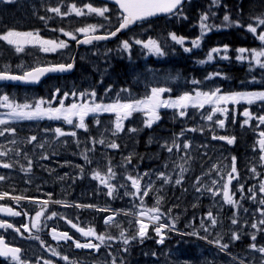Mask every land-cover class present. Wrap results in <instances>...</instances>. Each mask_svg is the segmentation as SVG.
Segmentation results:
<instances>
[{"label":"rangeland","instance_id":"374dc122","mask_svg":"<svg viewBox=\"0 0 264 264\" xmlns=\"http://www.w3.org/2000/svg\"><path fill=\"white\" fill-rule=\"evenodd\" d=\"M74 1L56 0L54 2L50 1L46 5L49 8L61 6V10L64 11ZM77 2L78 7H82L88 3H91L95 7H102L99 3H95L96 5H94L92 3L94 2L93 0H77ZM27 4V2H23L20 7L17 6L16 8H7L5 5H0V33H3L7 29L38 31L40 36L45 39L65 40L69 44V47L66 49L58 50L55 53H45L40 48L37 51L45 55L60 53V62H70L74 59L75 53L79 54V66L78 72L73 76L51 79L41 88L0 87V96L6 94L10 99L14 98L17 103L34 104L42 98L46 102L51 101L52 107H58L62 97H54L56 89L60 90L62 96L65 92L71 94L73 91L80 93L94 90L97 94L95 100L103 103H112L117 99V96L121 100L143 99L150 93L152 87L171 88V93H165L166 98L168 96L175 98L184 92L214 90L217 87L223 93L264 91L262 89H251L254 86H261L260 84L264 82V69L250 64L248 60H236L237 52L235 50L242 47L234 48L229 46L228 55L230 59L228 60L220 59L217 56L211 62L200 64V60H196L195 58L198 66L230 64L243 68L241 76L233 74L225 75L220 72L222 76L206 79L212 73H208L206 77H188L180 69L172 66L170 62H168L169 65H165L167 63L165 56L158 57L154 54H149L147 49L133 43V38L141 40L155 39L153 36H149V34L160 32L163 38L158 39V41L165 49L167 44L170 43L175 48L174 51L179 53V55L195 57L194 54L198 53L196 57L202 56V60H206L209 51L207 54L200 52L205 38L215 32L227 30L226 27L221 26V24L215 21L212 16H209L208 23L217 27L208 32L203 38L202 46L198 49L194 48L192 52H185L182 46L175 44L169 39L168 34L175 32L181 35L178 30L187 26L190 34L182 36L188 38L185 46L192 47L190 43L191 39H195L200 35L199 21L202 13L211 12L215 13V16L219 14L221 22V0H219L218 6L210 8L208 7L212 5L211 0L202 1L201 3L195 1L192 5L182 10V16H186L187 19H183L182 16L172 15L168 17L165 23L155 26L154 29L146 27L136 28L127 36L118 40V43L110 47L96 45L83 48L81 51H77L76 46L72 45V42H76V40H72L61 34L56 26L53 28L57 31L41 26L56 25L59 16H56L54 20L42 22L35 18V14H39V6L34 4L26 6ZM23 6L26 7L23 8ZM15 9L22 10L24 14L18 15L15 12L9 11ZM109 9L111 11L106 13L110 17L109 21L103 17L93 15L94 20L101 22L102 25L104 23L108 25V32L115 29L118 24L117 18L120 15L117 7L112 6ZM222 11L225 12L224 10ZM61 19L69 21L81 19L80 28L85 27L89 23L88 15L78 17L72 14ZM48 30H51L52 33ZM105 30L97 27L95 33H104ZM70 31L75 32V30ZM240 31L243 32L239 30L238 33ZM75 35L77 36V40L85 36V34L79 32H75ZM251 39L256 41L260 45V48L264 47L255 36L251 35ZM123 40H129L130 43H133L130 53L122 50L121 41ZM8 47L6 42L0 41V71L7 70L12 73H23L34 66L46 63L44 55L39 58L8 56ZM25 51L18 54H23ZM6 66L8 67L6 68ZM244 66L246 67L245 70ZM250 68L253 70L250 71ZM169 77L172 78L169 79ZM253 77H255L254 81ZM193 80L200 81L201 83L194 84ZM108 88H111V91H106ZM121 89H128L129 92L121 91ZM85 99H88V97H85ZM80 102L79 97L69 95L67 98V106L71 103ZM258 104L264 106V102L261 101H257L251 105L241 102L238 105L230 103L225 106L229 111L238 108H253L252 112L258 108H264H255ZM44 106L48 107V104L46 103ZM208 111L209 106L207 105L202 110L190 107L188 109V116L179 117L172 109H161L160 114L162 119L154 123L151 128L145 125L148 117L138 112L134 113L130 119L124 122V131L122 132H115V114L107 113L108 115L105 116L98 114V116H94V119L98 118L100 124L97 125L95 121H92L90 123V132L77 128L75 137L71 135L58 137L55 133L56 128L45 125L41 127L39 125H28L21 128V131L16 129L14 126L17 121L12 120L7 115L9 109L0 107V119L9 121L7 125H0V128L13 127L16 129L15 135L5 133L4 136H0V150H10L7 156L0 157V161L13 164L12 168L0 167V175L5 176V180L0 181V186L6 187L10 191H19L22 194H28L32 191L40 193L39 197L34 196L32 199H28V203H30L28 206L32 208L31 210H25L24 215L22 214L21 217L14 220L13 218L5 220L13 225V228H8L5 235L6 238L25 248L26 255L22 258L29 261L30 264H37V261H39V264H44L46 260L52 261L53 264H72V262H75V264H111L113 257L116 258V264H240L241 260L244 264H252L253 261L259 260V264H261L264 254L252 250L249 245L252 243L257 245L256 241L251 240V235L255 234V231L258 230L253 229L251 224L257 223L259 226V220L264 217H261L257 210L264 207V205L258 203L261 199L259 192L260 182L256 178L251 177L254 175L251 171H244L249 165L246 162L244 163L243 167L238 170L239 183L237 180H233L231 185L237 200H240L241 196L237 188L239 184L244 185L243 194L245 199L240 200V207L238 209L226 204L222 196L212 195L204 187L207 185L208 188H214V190L220 188V184L212 185V180H219L217 172L212 171L207 175L206 173L212 169L213 165H218L222 173L229 171L231 157H236L235 152L238 148V144L229 145L226 141L213 139V135L236 136V133L243 132V130L249 132L254 127H257L258 123L250 122L251 126L243 125L244 116L237 117L235 112H228V122L227 120L225 121L227 125L221 129L213 122L202 118ZM233 117H235L234 122ZM217 118L222 119L223 117L217 113L214 120ZM87 121L85 120V123ZM165 123L170 124V129H161V126ZM131 128H135L137 131L132 132L129 130ZM192 128L203 129V131H188V129ZM28 129L29 131H27ZM66 132H72L71 125ZM181 132H183L182 136L180 135ZM33 135L37 136V141L29 143L28 138ZM13 139L16 141L15 144L10 143ZM100 139L105 140V144L96 143L93 145V140L98 141ZM172 141L179 144L181 148L180 150L174 148L173 152L169 153L162 145L165 142L171 145ZM113 142L119 145V147L111 148L107 146ZM242 142L244 143H240V146L247 153L256 154L257 148L254 151L252 140L250 144L245 137L242 138ZM39 143H43L44 147H38ZM184 143H190L191 147L184 149ZM26 147H32L36 154L47 155L49 158L40 159L41 156L37 157L36 162H32L31 171H25L23 169H27L29 166L28 160H19V155ZM84 154L89 157L91 163L84 160ZM129 156L132 157L131 163H128L126 159ZM258 164H253V166H257ZM180 165H183L187 171L183 173L182 184L177 185L174 181L181 177ZM21 166H23V169ZM109 166L116 173L115 179L109 181L116 185L118 189V195L114 193L113 197H109L107 195L108 189L99 180L93 178L94 171H99L102 176L107 175V168ZM145 172H148L149 176L144 177L142 184L147 185L151 181L153 190L149 192L148 196L143 197L144 205L152 207L156 204L157 198L162 197L160 208L162 212H168L169 214L163 217L161 222L166 221L171 224L174 221L175 230L173 232L177 233V235L171 238L166 237L163 244L157 242L159 237L155 239V246H158L157 249L153 248L149 250L145 247L141 252H137V256L133 258L129 250L128 252L123 251L124 247L131 248L132 243L125 246L122 242L111 241L109 242L110 247L101 246L99 252L90 250L78 254L74 243L72 245L65 243L53 245L49 239L41 236L39 239L30 238L33 234L32 232H38L37 228L32 227L35 214L41 208V204L36 201L44 200H49L50 202L44 217L41 218L39 229L50 226L59 233L66 232L68 230L67 220L78 221L95 228V217L98 220L104 216L105 219L108 215L112 214V211L104 212L98 209L108 208L121 212L120 215L115 217V220L125 229H128V234L130 235L135 230L136 225L135 223L129 225L128 221H134L135 218L123 215V212H136L140 201L131 195H124L126 191L130 193L135 191L130 187V181L125 180V177L128 174L136 175L137 173L142 174ZM159 172H164L172 177L173 182L165 183L163 180L158 179L157 174ZM60 177H64V179H60ZM197 178H201L200 184H196ZM220 183H223V181ZM121 184L126 186L121 188L119 187ZM198 187L201 188L199 192L196 191ZM249 188H254L256 200L247 198L253 194L248 192ZM23 197L31 198L26 195ZM8 198L10 197H6L5 199ZM54 198L63 203H52L51 201H54ZM89 204L95 207L84 208L74 206ZM244 209H247V211H244ZM95 210L94 217L93 212ZM209 211H212L217 218L218 222L215 227L209 226L210 222L207 220V213ZM52 212H56L57 216L48 219L47 217ZM83 213L85 215L82 216ZM234 213H236V218L239 221L236 225L231 223ZM201 219L204 220V227L208 228L207 232L204 231V228L200 227ZM23 225H28L31 230L26 231ZM102 226V229H98L99 233L110 232L113 235L119 234V229L115 226L109 227L105 225L104 220L102 221ZM16 228H20L21 231L19 233L16 232ZM151 230L150 226L148 231ZM234 231L240 233V240H230L231 233ZM193 232L199 234L189 235V233ZM258 232V239H261L262 232ZM201 237H207V239H202ZM145 239L148 240V238ZM217 239H220L221 243L229 244L227 251H222L215 243H211V241ZM237 243H239V247H236ZM260 246H264V242L257 245V247ZM52 250L58 252L59 255H53ZM109 252L112 254L111 256ZM62 256H68L69 259L65 261L61 258ZM0 264H14V262L0 257Z\"/></svg>","mask_w":264,"mask_h":264},{"label":"snow or ice","instance_id":"6c2138e0","mask_svg":"<svg viewBox=\"0 0 264 264\" xmlns=\"http://www.w3.org/2000/svg\"><path fill=\"white\" fill-rule=\"evenodd\" d=\"M15 0H0V3L3 4H12ZM115 4L118 5L119 9L121 10L120 15L118 16V24L115 27L114 31H110L107 35H94L97 31V25L89 24L85 27L75 29V32H79L85 34L86 38L82 41H77L78 43L84 44H91L93 41L99 40H107L110 37H114L117 33L129 29L132 25L137 24L138 22L147 21L149 18L157 16L161 13L163 14H170L174 16H182V6L185 3V0H114ZM213 6L219 5V0H211ZM86 9V11H85ZM47 11L56 14L61 18L75 14V16H85L90 14H95L96 16L103 17L105 20H109L110 17L106 15L109 13L111 9L107 6L102 7H95L91 3L85 4L82 7H78L75 3L71 4L69 7L65 8L64 11L61 10V6L50 7ZM214 16L215 13H212ZM183 19H187L186 16H182ZM209 14L202 13L200 16L199 21V28H200V35L195 39H191L190 43L192 47H187L186 42L188 38L182 35H178L175 32H170L168 34L169 39L183 47L185 52H192L194 48L198 49L202 46L203 38L207 35L208 32L212 31L213 28H216V25L209 24ZM41 20H44L45 17L41 16ZM252 22L248 24H241L238 20H232L230 14H225L223 16V21L225 22V26H235L246 28V30L255 36L262 45H264V13L258 16H253ZM102 26V25H101ZM53 31H57L53 29ZM58 31L62 32L65 36L69 37L72 40H77V36L75 32L72 31H65L63 28L59 29ZM0 41L6 42V44L13 46L17 53L23 52L25 50L26 45L32 46H39L40 50L45 53H55L58 50L66 49L69 47V44L65 40H58V39H45L40 36L39 32L33 31H18L15 29H7L3 33H0ZM133 43L135 45H141L142 48L147 49L149 54H154L158 57H162L166 55L165 48L161 46V43L156 40L149 38L147 40L135 39L133 38ZM133 43H130L129 40L121 41V48L124 51L131 52L133 47ZM229 46L223 45L220 47H213L209 50L207 54L206 60H200V64H205L214 60L215 57H219L223 60L230 59L228 52ZM237 52L236 60L238 61H245L248 60L250 64H254L258 66L260 69H264V47L259 49H248V48H238L235 50ZM8 66H6L7 68ZM22 67V66H18ZM74 67V63H67V64H57L48 67H34L28 71L23 72V74L15 75L11 74L7 70L0 71V81H21L25 83H38L40 78L44 76L46 73L49 72H65L69 71ZM250 71L253 69L250 68ZM222 74L220 72H215L206 77V79H214L215 77H220ZM172 77H169L171 79ZM227 78V77H223ZM255 77H253V81ZM194 84L201 83L200 81L193 80ZM106 91H111V88L106 89ZM121 91L129 92L128 89H121ZM172 89L169 87H152L150 89V93L146 95L143 99H127L121 100L119 96L117 99L112 103H103L97 102L95 100L96 92L93 90L91 92H80L77 93L73 91L71 94L65 92L63 93V99H67L69 95L73 97H79L80 103H71L69 106L65 107L63 103V99L60 101L58 107H52L51 101L46 102L44 99H39L34 104L30 103H17L14 98H11L8 95L0 96V107L9 109L7 115L15 121L18 120H36V119H43L47 118L50 120H61L63 119L68 124L74 123V118L76 119L75 127L84 129L87 131V124L85 123V118L89 115L98 116V114L102 113H112L115 114V132H122L124 131V122L130 119L134 113H143L148 118L145 121L146 127L151 128L154 123H157L162 119L160 111L161 109H172L174 110L175 114L179 117H186L188 116V109L195 108L202 110L205 106H209V111L207 114L203 115L202 118L206 119L209 122H213L219 128H225V121L228 118L229 109L225 106L228 104L238 105L241 102L251 105L257 101L264 102V91H237V92H229L223 93L222 90L217 87L214 90L209 91H194V92H184L183 94L172 98L171 96L165 97V93H171ZM60 90L56 89L54 92L55 96H60ZM88 97V99H85ZM48 104V107H45V104ZM217 113L220 114L223 118H217L214 120V117L217 116ZM245 117L243 121V125L251 126L250 122L252 120L259 121V125H264V115H254L249 109L245 108L241 113ZM235 117H233V122ZM9 123L8 120L0 119V125H7ZM97 125L100 124V120L97 118L95 120ZM242 125V126H243ZM132 132H136L137 129L131 128L129 129ZM203 131V129L192 128L188 129V131ZM255 130V129H254ZM114 132V134H115ZM5 133H9L11 135L16 134V129L13 127H4L0 128V136H4ZM55 133L58 137L71 135L73 137L76 136V132H65L61 128H56ZM183 135V132L180 133ZM259 140L257 144L254 145V151L258 146L261 155L259 156V160L262 162V166H264V130L259 131ZM213 139H218L222 141H226L227 144L232 145L236 142L235 136H216L213 135ZM37 141V136L33 135L28 138V142L32 143ZM10 143L15 144L16 141L13 139ZM93 145L96 143L105 144V140H93ZM40 148L44 147L43 143H39L37 145ZM111 148H118L119 145L116 143H110L107 145ZM169 153L173 152V149L180 150L181 146L177 144L175 141H172L171 145L168 142H165L162 145ZM190 143H184L183 148L187 149L190 148ZM92 150V149H89ZM10 150H0V157L7 156ZM19 154V153H17ZM186 155V153H185ZM47 155H42L40 159H48ZM128 163H131L132 157L129 156L126 158ZM236 157H231V164L229 166V171L226 173H222L219 169L218 165H213L212 169L209 170L207 174H210L212 171H216L219 175V180H212V185L215 186L220 184V188L218 190H214V188H208L207 185L204 187L214 196H222L223 201L231 206L236 207L237 209L240 207V200L245 199L244 196V185L239 184L237 191L241 193L240 200L235 198V192L232 191L231 185L233 180H237L239 183V172L236 167ZM84 160L88 163H91L89 157L84 154ZM28 168L22 169L25 171H31L32 161H28ZM0 167L3 168H12L13 164L8 162L0 161ZM167 167V165H165ZM181 170V177L175 179L174 183L177 185L182 184L183 181V173L187 171L180 165ZM83 171V170H82ZM250 171L254 174L259 176L257 173L256 167L253 166L250 168ZM149 176L148 172L145 173H137L136 175L128 174L125 177L126 181H130V187L134 189V192H125L124 195H131L140 201V205L138 206V210L136 212L127 211L123 212V215L132 216L134 217L133 220H129V225L135 223L136 228L131 234H128V229H125L120 223L116 222L115 217L120 215V211L110 210L108 208L98 209L99 211L109 212L112 211L111 215H108L104 219V224L108 225L109 227L115 226L119 229L118 235H113L110 232L105 233H97L95 228L88 227L87 229L78 226L77 224L73 223L72 220H67V223L71 225L72 228L76 229L84 237H90L85 243H81L79 240H73V236L69 235L67 232L56 233L55 229H53L52 235L53 239L56 240H73L74 246L76 248H84V249H91L95 252H99L101 246H108L110 247L111 241H118L122 242L123 245L127 246L130 245L133 241L143 242L145 238L149 237V227H152V231L156 234L158 239V243L163 244L166 238L167 231L175 230V222L169 224L166 221L161 222L162 218L167 216L168 212H162L160 208L162 197H158L156 200V204L152 207H147L144 205L143 197L148 196L149 192L153 190V185L151 181L147 185H143L142 181L144 177ZM116 173L113 171L112 167L109 166L107 168V175L102 176L99 171L93 172V178L100 181L107 189V195L109 197H113L114 193L118 195L117 186L110 183L109 181L115 179ZM157 178L163 180L165 183H171L172 177L168 176L164 172H159L157 174ZM60 179H64V177H60ZM5 176L0 175V181H4ZM201 178H197L196 184H200ZM223 181V183H220ZM126 185L121 184L119 187L123 188ZM196 191H201V188H197ZM248 192L253 193L251 196H248V199L256 200V195L254 192V188H249ZM259 192L264 193V183L259 185ZM9 197L8 192H0V200ZM10 199L19 202L22 199H32L23 196H11ZM37 203L41 204V208L39 211L36 212L34 217V223L32 224L33 228H37L39 230V226L41 223V218L44 217L45 212L47 211V206L49 204V200L44 201H36ZM52 203H63L62 201H51ZM260 205H264V199H260L258 201ZM65 206H73V205H65ZM75 207H84V208H94V205H74ZM247 211V209H244ZM260 213L261 217H264V207L259 208L257 210ZM0 212H5L11 216H20L21 212L14 211L11 207L0 206ZM170 212V210H169ZM57 216L56 212H52L47 218L51 219L52 217ZM207 220L210 222V227H215L217 225V218L214 216L212 211L207 213ZM238 219L236 218V213H234L231 223L233 225L238 224ZM200 227L204 228V231H208V228L204 227V220L201 219ZM251 227L253 229H257L258 231L264 232V218L259 220V226L257 223H252ZM0 228H13V225L7 223L5 221L0 220ZM23 228L26 231H30L28 225H23ZM16 232H20V228L15 229ZM199 233L193 232L189 233V235H198ZM183 235V234H182ZM202 239H207V237H201ZM35 239H39V237H35ZM241 235L239 232H232L230 236V240H240ZM251 240H256V235H251ZM96 241V242H94ZM43 243V241H41ZM211 243H215L222 251H227L229 248L228 243H221L220 239L215 241H211ZM252 250L258 251L264 254V246L257 247L255 243L249 245ZM128 248L124 247L123 251L128 252ZM53 251V255H59L58 252L55 250ZM22 250L18 247H12L5 243L3 237H0V257H4L6 259H10L14 262V264H30L29 261L22 258ZM109 255L112 254L109 252ZM155 255V253H153ZM63 260L67 261L69 259L68 256H62ZM39 264V261H37ZM44 264H53L52 261L46 260ZM75 264V262H72ZM111 264H116V258L113 257L111 260ZM240 264H244L241 260ZM261 264H264V259H262Z\"/></svg>","mask_w":264,"mask_h":264},{"label":"trees","instance_id":"16d2710c","mask_svg":"<svg viewBox=\"0 0 264 264\" xmlns=\"http://www.w3.org/2000/svg\"><path fill=\"white\" fill-rule=\"evenodd\" d=\"M199 1L201 3L202 1L205 2L206 0H192V2ZM256 3V4H255ZM188 5V4H187ZM186 5V6H187ZM185 6V8H186ZM213 5H210L208 8L212 7ZM221 7L223 12L221 10V22H220V15L217 14L216 16L212 15L211 12H208L209 16L213 17L215 21H217L221 26H225V22L223 21V16L225 14H230L232 20H238L241 24H248L252 22L253 16H258L264 13V0H221ZM259 11H261L259 13ZM252 12V13H251ZM251 14V15H250ZM167 21L166 18H161L156 21L148 22L144 25H141L140 27H146L154 29L155 26L165 23ZM100 22H95L94 25L99 26ZM227 30H221V33L215 32L209 36H207L203 42V46L200 50V52L207 54V52L216 46H219V44L222 45H228L232 46L234 48L237 47H246L248 49H259L260 45L251 39V34L246 30V28L241 27H235V26H227ZM239 30H242L240 34L238 33ZM178 32L181 35H188L190 34V30L187 29V26H184V28H181L178 30ZM247 33V34H246ZM149 36H153L156 40H160L162 37V34L160 32H152L149 34ZM162 42V41H161ZM163 43V42H162ZM174 47L172 44H167V47L165 49L166 55H165V61L167 62L166 65L170 62L172 66L175 68L180 69L182 73H184L186 76H193L194 78L204 77L208 73L213 72H222L225 75H238L241 76L243 73V68H241L238 65H230V64H209V65H200L198 67L196 60H202L203 57H196L198 53H195V57H189L185 56L179 53H176L174 51ZM246 67L244 66V70ZM261 86H254L251 89L253 90H264V82L260 84ZM240 143L242 142V138L240 139ZM202 207V206H201ZM236 247H239V243L236 244Z\"/></svg>","mask_w":264,"mask_h":264},{"label":"flooded vegetation","instance_id":"af4514ba","mask_svg":"<svg viewBox=\"0 0 264 264\" xmlns=\"http://www.w3.org/2000/svg\"><path fill=\"white\" fill-rule=\"evenodd\" d=\"M61 96H62V94H61ZM63 103L66 106L67 99H63ZM258 107H264V106L258 104L257 107H255V108H258ZM244 109L245 108H238L236 110L235 115L236 116H243V115H241V113L243 112ZM247 109H249V111H251L253 108H247ZM252 113L254 115H264V108H258L256 110H253ZM251 122L259 124V121H257V120H252ZM262 130H264V125H259V127H254L249 132H246V131L243 130V132H238V133H236V135H237V138H239V137L245 138L246 137L247 138V142H250V144H251V140H252V144H253V147H254V145L257 144V141L260 138L258 133H259V131H262ZM237 144H238V148H237V151L235 152V155L237 157V159H236L237 170H240L243 167L245 162L247 163V165H249V167L245 168L244 171H250V168L253 166V164L259 163L257 166H255L259 176H257V175H253V176H256V178L260 182V184L264 183V166H262V162L259 160V156L261 155V153L259 151L258 146L256 147L257 148L256 154H249V153H247L245 151V149L243 147L240 146V141H238V139H237ZM14 209L16 210V208H14ZM0 217L4 218V216H0ZM76 222H77L76 224L78 226L83 227L85 229H87L88 227H92L93 228V226H87L86 224L80 223L78 221H76ZM50 230H51V228H49L48 226L40 228L38 230V235L39 236L49 237L50 236ZM75 236H77V237H79L80 239H83V240L92 239L90 237H84V236H81V235L76 234V233H75ZM0 237H4V236H2V233H0ZM4 238H6V237H4ZM8 242L10 244H12V245H17L15 242H12L10 240H8Z\"/></svg>","mask_w":264,"mask_h":264},{"label":"water","instance_id":"95a60500","mask_svg":"<svg viewBox=\"0 0 264 264\" xmlns=\"http://www.w3.org/2000/svg\"><path fill=\"white\" fill-rule=\"evenodd\" d=\"M106 1H109L110 3H113L115 4L114 0H106ZM186 1V0H185ZM116 5V4H115ZM118 6V5H117ZM170 14H159L157 16H154V17H151L149 19H153V18H156V17H160V16H168ZM136 24L132 25L129 29H126V30H123L119 33H117L116 36L114 37H110L109 39L107 40H99V41H103V42H113L115 40H117L118 38H120L123 34H125L126 32H128L130 29H132L133 27H135ZM101 35V34H100ZM86 37H84L83 39H81L80 41L84 40ZM93 42H98V41H93ZM92 42V43H93ZM79 45H87V44H84V43H79ZM45 67H48V66H45ZM75 69V66L69 70V71H65V72H49V73H46L44 76H42L40 78V81L38 83H25V82H21V81H0V85H19V86H35V85H39L45 78H47L48 76H52V75H67V74H71L73 73ZM1 213H5V212H1ZM6 214V213H5Z\"/></svg>","mask_w":264,"mask_h":264},{"label":"bare ground","instance_id":"6f19581e","mask_svg":"<svg viewBox=\"0 0 264 264\" xmlns=\"http://www.w3.org/2000/svg\"><path fill=\"white\" fill-rule=\"evenodd\" d=\"M254 1H255V0H254ZM255 4H256V3H255ZM260 12H261V11H259V13H260ZM251 13H252V12H251ZM261 13H262V12H261ZM250 15H251V14H250ZM259 15H260V14H259ZM240 33H241V32H240ZM240 33H239V34H240ZM251 222H252V221H251ZM243 226H244V225H243ZM248 226H249V224H248ZM245 228H246V227H245ZM247 228H248V227H247ZM245 232H246V230H245ZM247 233H248V231H247ZM242 236H243V235H242ZM177 248H178V247H177ZM191 249H192V247H191ZM175 251H176V250H175ZM238 251H239V249H238ZM211 255H212V254H211ZM217 255H218V254H217ZM218 256H219V255H218ZM222 257H223V256H222ZM214 259H215V258H214ZM214 259H213V260H214ZM223 259H224V258H223ZM148 261H149V260H148Z\"/></svg>","mask_w":264,"mask_h":264}]
</instances>
